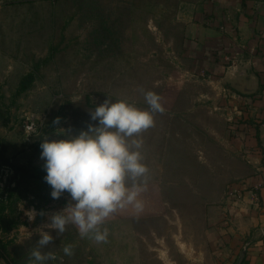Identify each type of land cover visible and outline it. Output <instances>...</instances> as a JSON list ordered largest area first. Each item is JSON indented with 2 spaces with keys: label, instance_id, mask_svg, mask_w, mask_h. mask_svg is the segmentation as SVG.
<instances>
[{
  "label": "rangeland",
  "instance_id": "374dc122",
  "mask_svg": "<svg viewBox=\"0 0 264 264\" xmlns=\"http://www.w3.org/2000/svg\"><path fill=\"white\" fill-rule=\"evenodd\" d=\"M101 1L105 0H0V58L5 56L12 64L7 78L0 83V144L6 146L10 157V163L0 170V228H9L2 231L4 238L37 242L35 229L49 223L48 216L63 210L71 199L67 192L55 200L50 195L51 188L44 180V161L40 158L44 135L59 140L67 138L57 132L59 128L72 135L87 130L90 123H97L91 121L89 111L107 98L126 100L139 109L149 110L143 93L151 91L160 96L163 91L147 88L155 76H163L158 86L167 82L179 84L184 79L185 98L211 92L219 102L228 100L222 90L212 87L210 81L215 78L209 75L183 77L147 71L150 66L144 54L149 43L143 39L132 43L137 48H131L124 40H111L115 36L112 32L124 36V24L115 31L112 23L120 20L108 19L105 10L86 7L90 2ZM85 3L88 5L84 7ZM131 51L139 55V65L135 67L139 72L130 71L134 68L130 63L121 67L83 64L88 63V58L101 56L109 61L110 56ZM125 58L129 61V57ZM16 63L23 68L13 77ZM104 68L106 71L100 72ZM29 75L33 76L29 88L17 94L20 80ZM103 85L106 87L101 88ZM227 104L228 101L221 103L223 112L228 111ZM162 113L165 112L153 115L161 118ZM33 115L41 118L35 133L26 128ZM57 117L61 122L54 125ZM222 117L212 121L208 107L191 111L185 121L167 117L165 123L171 135L164 138L163 144L161 137L154 143L152 132L161 121L153 117V126L137 137L143 140L140 152L148 168L147 183L138 199L145 208L147 194H153L155 215L131 217V205L110 214L102 231L109 226H115V231L108 232L99 255L91 247L88 249V242L95 241L92 234L81 238L77 227L69 224L64 235L75 237L71 245L78 257L71 256L63 262L57 254L52 264H219L216 234L210 230L214 213L208 208H218L242 171L240 158L227 156L223 147L214 146V139L209 136L215 124L218 129L226 126L227 133L230 132L233 120ZM177 129L182 136L177 137ZM199 149L206 153L199 155ZM199 156L205 164L196 163ZM33 211L37 214L30 220ZM41 211L47 215H39ZM49 231L55 240V231Z\"/></svg>",
  "mask_w": 264,
  "mask_h": 264
},
{
  "label": "crops",
  "instance_id": "0c3cea01",
  "mask_svg": "<svg viewBox=\"0 0 264 264\" xmlns=\"http://www.w3.org/2000/svg\"><path fill=\"white\" fill-rule=\"evenodd\" d=\"M101 2H90L86 7L105 10L108 19L120 20L111 25L115 31L124 24V36L112 32L115 36L111 40H124L130 43L131 48H137L132 44L134 42L145 40L149 43L144 54L150 66L147 71L181 74L183 77L203 73L215 78L210 81L212 87L227 95L228 100L224 98L220 102L211 92H198L185 98L184 79L179 84L167 82L158 86L163 76L153 77L147 88L163 89L159 102L165 113L161 118L153 115L161 124L156 123L152 137H155L154 143L161 137L163 144L164 138L171 135L165 123L167 117L185 121L191 111L202 107L209 108L212 121L219 119V115L228 121L233 120L229 124V133L224 120L225 128L218 129L215 124L210 128L209 136L213 137L214 146L223 147L227 156L240 158L242 171L235 178V187L247 192L254 185H259L261 202L255 205L247 197L234 199L226 195L218 206L219 210L212 206L208 208L215 214L210 217V230L216 234L219 264H264V0ZM138 56L131 51L127 55L110 56L109 61L101 56L95 60L88 58L85 60L88 63L83 61V64L121 67L123 63H130L134 67L130 71L139 72L141 70L135 68L139 65ZM125 57H129V61ZM9 63L5 56H1L0 83L10 73L8 69L12 64ZM21 68V63L15 64L13 77ZM226 101L230 106H225L228 111L223 112L221 103ZM182 132L184 134L185 131ZM175 133L177 137L182 136L179 129ZM205 153L199 149V155ZM199 159L197 164H205L201 156ZM153 197V194H147L145 208L141 211L131 207L134 211L131 217L150 218L155 215ZM103 226H99L101 231ZM114 227L109 226L107 231L112 232ZM101 244L104 245L103 242H88V249L91 247L99 255L104 249ZM118 247L121 248L120 244Z\"/></svg>",
  "mask_w": 264,
  "mask_h": 264
},
{
  "label": "clouds",
  "instance_id": "9594fccd",
  "mask_svg": "<svg viewBox=\"0 0 264 264\" xmlns=\"http://www.w3.org/2000/svg\"><path fill=\"white\" fill-rule=\"evenodd\" d=\"M143 94L149 110L126 100L107 98L89 111L91 121L97 123H90L87 130L72 135L59 128L57 132L66 139L50 140L46 135L41 139L40 158L50 195L55 200L67 192L71 199L63 210L48 216L49 223L35 229L39 239L29 252L27 264H47L57 259L54 252L45 251L54 241L49 229L59 236L71 224L81 238L92 234L97 243L106 242L108 231H101L99 226L110 214L129 205L137 211L143 209L138 197L147 183L148 168L140 152L143 140L137 137L153 126V113L163 112L157 94ZM60 122L59 117L53 120L54 125ZM32 132H36L35 127ZM31 213L34 215L29 219L34 220L37 213ZM39 215L47 213L41 211ZM62 251L68 257L74 254L70 244Z\"/></svg>",
  "mask_w": 264,
  "mask_h": 264
},
{
  "label": "trees",
  "instance_id": "16d2710c",
  "mask_svg": "<svg viewBox=\"0 0 264 264\" xmlns=\"http://www.w3.org/2000/svg\"><path fill=\"white\" fill-rule=\"evenodd\" d=\"M33 81V76L29 75L27 78L24 77L20 80L18 85L17 94L24 92L29 88L31 82ZM10 163V157L7 154V148L3 144H0V170L3 165ZM9 228H0V264H27L26 258L29 255L30 250L36 245L31 241H26L24 243L16 242L14 239L4 238L2 236V231H7ZM35 238L39 239L38 236ZM75 237L65 236L64 233L56 237L52 244H50L45 251H52L56 255H61V261L66 262L69 257L63 254V247L65 245H71L74 243ZM74 253L72 259L78 257ZM68 263V262H67ZM47 264H52V260L48 261Z\"/></svg>",
  "mask_w": 264,
  "mask_h": 264
},
{
  "label": "built area",
  "instance_id": "2783aa9c",
  "mask_svg": "<svg viewBox=\"0 0 264 264\" xmlns=\"http://www.w3.org/2000/svg\"><path fill=\"white\" fill-rule=\"evenodd\" d=\"M41 118L37 117L36 115H33L29 118V121L26 125V128L29 132H32L33 127L35 129L38 126V122ZM259 185H254L252 189L246 191H242V189L238 187H234L231 191L227 193L228 196L234 198V199H243L244 197H247L250 202H252L255 205H259L261 202V197L259 195Z\"/></svg>",
  "mask_w": 264,
  "mask_h": 264
}]
</instances>
